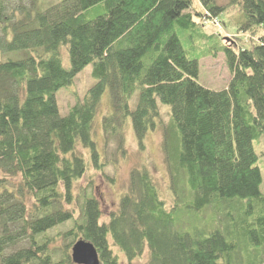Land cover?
I'll return each mask as SVG.
<instances>
[{
  "label": "trees",
  "instance_id": "obj_1",
  "mask_svg": "<svg viewBox=\"0 0 264 264\" xmlns=\"http://www.w3.org/2000/svg\"><path fill=\"white\" fill-rule=\"evenodd\" d=\"M38 1L0 0V264H75L78 241L99 264H121L113 249L128 264L145 249L146 264H236L235 232L264 248L253 147L264 143V0H58L43 11ZM230 11L249 44L206 30ZM218 54L230 79L214 90L199 62ZM88 65L95 82L61 115L55 94ZM105 92L104 143L123 150L127 118L141 151L160 128L173 188L183 177L189 203L166 206L143 165L103 212L87 175L107 164L95 140Z\"/></svg>",
  "mask_w": 264,
  "mask_h": 264
},
{
  "label": "rangeland",
  "instance_id": "obj_2",
  "mask_svg": "<svg viewBox=\"0 0 264 264\" xmlns=\"http://www.w3.org/2000/svg\"><path fill=\"white\" fill-rule=\"evenodd\" d=\"M58 0H39L38 9L43 11L49 6L55 4ZM220 4L226 3L228 0H216ZM224 17L218 19V25L214 23H205L206 30L210 32H217L222 37H225L229 41L236 42L238 44L244 43L247 45L250 43L251 39L247 34L237 33L235 30L234 23L232 21L233 12L230 11L224 14ZM221 22V23H220ZM9 54L11 58H19L21 55ZM26 55V53H23ZM6 56V57H8ZM61 61L65 68H69V58L65 50L62 51ZM200 71H199V82L209 88L214 90H220L227 86L230 75L228 73L227 67L225 65L224 56L218 54L217 57H206L200 60ZM94 78L92 77V65L86 66L75 78L72 85L67 88L59 90L55 94L56 103L61 115H64L68 107L75 102V97L81 98L88 87L94 83ZM135 93L130 100V108L133 109L136 103ZM108 92L101 98V105L99 109V115L95 120L96 137L98 144V152L100 155V163L107 162L103 167V172H97L92 166H89L88 175L93 178L95 183V195L100 201L103 212L108 214V212L113 209L118 202L120 194L123 192L128 179L130 170L135 168H140L143 165H147L153 172V175L157 181L158 188L160 191V197L166 203V206L170 207L177 205L181 207L185 203H189L190 195L186 189V182L183 177L174 184L170 180V175L168 171V166L164 160L163 154V134L161 129L158 128L154 132H149L144 139V151L138 149L137 141L133 135V131L130 126V120L127 118V125L129 126L125 133V142L123 150L118 149L116 145V140L112 139L107 144L103 140V131L101 128V118L104 114L111 111V106L108 103ZM159 110L161 112L160 119L163 123H167L169 119L168 107L162 103H158ZM169 125V124H168ZM167 125V126H168ZM166 126V125H164ZM171 147V145H169ZM254 151L257 155L256 166L259 168L262 183L260 185V191L264 192V143L262 140H255L253 142ZM170 150L172 148H169ZM106 176L109 178L107 179ZM111 181V179H113ZM86 180V178H85ZM85 180L80 181L79 184L75 185V190L84 184ZM231 239L236 242L235 252L237 253V263L236 264H264V248L262 246H253L250 242L246 241L244 237L238 233H232ZM228 240V239H227ZM64 242L61 240L57 241V246L63 247ZM114 253H117L119 257V262L121 264H128L124 256L116 249H113ZM148 260V250L145 249L141 257L136 258L130 264H146Z\"/></svg>",
  "mask_w": 264,
  "mask_h": 264
},
{
  "label": "water",
  "instance_id": "obj_3",
  "mask_svg": "<svg viewBox=\"0 0 264 264\" xmlns=\"http://www.w3.org/2000/svg\"><path fill=\"white\" fill-rule=\"evenodd\" d=\"M70 257L75 264H99L95 248L83 241H78L73 245Z\"/></svg>",
  "mask_w": 264,
  "mask_h": 264
}]
</instances>
